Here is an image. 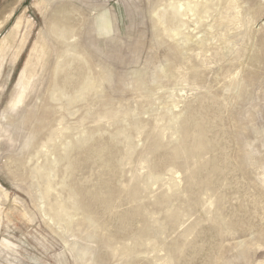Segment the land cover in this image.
Here are the masks:
<instances>
[{
    "label": "rangeland",
    "instance_id": "obj_1",
    "mask_svg": "<svg viewBox=\"0 0 264 264\" xmlns=\"http://www.w3.org/2000/svg\"><path fill=\"white\" fill-rule=\"evenodd\" d=\"M213 1L0 0V264H264V0Z\"/></svg>",
    "mask_w": 264,
    "mask_h": 264
},
{
    "label": "bare ground",
    "instance_id": "obj_2",
    "mask_svg": "<svg viewBox=\"0 0 264 264\" xmlns=\"http://www.w3.org/2000/svg\"><path fill=\"white\" fill-rule=\"evenodd\" d=\"M199 0H189V2H185L186 3V5H187V10H188V12H190V13H193V12H195L197 9H201V11L205 14V13H207L209 10H212L213 8H214V4H213V0H202V2H198ZM205 1V2H204ZM216 6V5H215ZM183 7H184V5L181 3V1L180 2H174V1H171V3H170V9L169 10H171V14L173 15V16H175V17H181L182 16V13H181V11H182V9H183ZM184 12V11H183ZM187 12V13H188ZM12 15L13 14H11L10 16H9V18H8V20L12 17ZM157 15V14H156ZM162 16V15H161ZM165 16L166 15H164L163 14V16L161 17V24L163 23V25H166L165 24V22H167V20L165 21V19H167V18H165ZM172 16V17H173ZM168 17V16H167ZM174 18V17H173ZM172 18V19H173ZM182 18H184V16L182 17ZM175 19V18H174ZM173 19V20H174ZM177 19V18H176ZM178 21H177V23H174L173 25L168 21V23H170L171 25H169V24H167V25H169V26H171V27H169V28H166V30L168 31V35H175V36H178V35H180V33H182L181 32V29H182V27L184 28V27H186V25L184 24V22H183V20L182 19H177ZM57 24V23H56ZM58 25V24H57ZM62 26V25H61ZM57 28H58V26H57ZM57 28H54V26H53V29H57ZM62 29V30H61ZM68 29H70L71 30V27H69V28H67V27H65V26H62V28H58V30H61L60 31V33H61V35H60V37L64 40V41H66V40H68L69 38H70V36L72 35L71 33V31L70 30H68ZM163 29V28H162ZM54 30V31H55ZM57 30V31H58ZM53 31V30H52ZM72 31H73V29H72ZM164 31V30H163ZM54 33V32H53ZM59 32H57V34H58ZM54 34H56V33H54ZM59 35V34H58ZM60 37H59V39L58 40H60ZM62 41V40H61ZM93 82L90 80V79H85V81H84V83L80 86L81 88H80V90L79 91H77V95L75 96V98H74V100H72V102L73 101H75V100H77L78 98H81L87 91H89V90H93L94 88H93V84H92ZM60 91V90H59ZM63 91V90H62ZM64 92V91H63ZM58 93V92H57ZM64 94V93H63ZM62 94V95H63ZM22 97V96H21ZM21 97L19 96V98H18V100L16 101V103L18 104V103H20V101H21ZM63 97H65V96H63ZM67 97V96H66ZM199 148V147H198ZM202 148V147H201ZM198 150V149H197ZM203 152V151H202ZM194 154V153H193ZM45 170H42V169H40V170H37L36 171V173H42V172H44ZM49 173H51V170H49L48 171ZM0 190H1V188H0ZM50 190H51V183L48 181V183H47V186H46V191H47V193H49L50 192ZM77 197H74V203H73V208L75 209V210H77V211H83V212H85L86 213V217L84 218V221H86V222H88V223H90V224H93L94 222H95V220H94V214L93 213H91V212H89L85 207L83 208L82 206H80V204L78 203V201H77V199H76ZM95 199V198H94ZM93 199V200H94ZM95 200H97V199H95ZM98 201H99V199H98ZM92 203H93V201H91ZM100 202V201H99ZM94 203H95V201H94ZM98 203V202H97ZM93 206V205H92ZM5 213V212H4ZM0 219H2V210H1V208H0ZM56 220V221H58V222H65L66 224H68L69 226L71 225V222H72V217H71V215L62 207V206H59V209H58V212L55 214V216L53 217V220ZM73 223V222H72ZM96 223V222H95ZM96 225V224H95ZM2 246H4L5 248H7V249H9V250H12L13 249V244L10 242V241H8V240H6V239H4L3 240V242H2ZM83 256H85V253L83 254Z\"/></svg>",
    "mask_w": 264,
    "mask_h": 264
}]
</instances>
